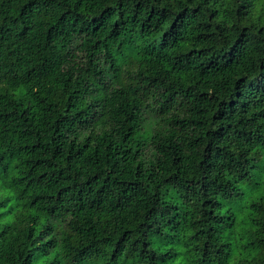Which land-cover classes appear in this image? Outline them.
<instances>
[{"label": "trees", "instance_id": "obj_1", "mask_svg": "<svg viewBox=\"0 0 264 264\" xmlns=\"http://www.w3.org/2000/svg\"><path fill=\"white\" fill-rule=\"evenodd\" d=\"M264 264V0H0V264Z\"/></svg>", "mask_w": 264, "mask_h": 264}, {"label": "rangeland", "instance_id": "obj_2", "mask_svg": "<svg viewBox=\"0 0 264 264\" xmlns=\"http://www.w3.org/2000/svg\"><path fill=\"white\" fill-rule=\"evenodd\" d=\"M93 264H104V261H96L95 263ZM117 264H134L133 262H130V261H119L117 262Z\"/></svg>", "mask_w": 264, "mask_h": 264}]
</instances>
